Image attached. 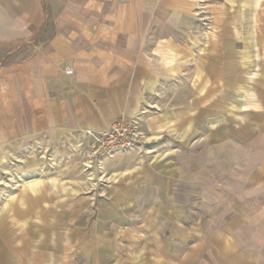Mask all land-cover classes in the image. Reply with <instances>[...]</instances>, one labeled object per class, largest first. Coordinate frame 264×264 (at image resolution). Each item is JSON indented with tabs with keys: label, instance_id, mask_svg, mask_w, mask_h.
I'll list each match as a JSON object with an SVG mask.
<instances>
[{
	"label": "crops",
	"instance_id": "0c3cea01",
	"mask_svg": "<svg viewBox=\"0 0 264 264\" xmlns=\"http://www.w3.org/2000/svg\"><path fill=\"white\" fill-rule=\"evenodd\" d=\"M49 2V37L0 66V164L38 146L73 143L87 130L106 131L120 116L143 118V104L158 93L161 64L149 39L167 18L168 0ZM167 68L173 76L175 68ZM244 92L248 98L237 97L228 114L259 108L251 88ZM166 95L173 107L182 100L188 117L181 121L193 107L196 119L208 113L201 91ZM170 127L150 129V139ZM251 130L248 124L233 132V154L240 140L255 145L246 139ZM140 150L104 162L102 174L111 179L105 187L50 179L48 189L30 181L31 193L41 185L32 207L40 212L41 246L70 243L81 264H264V174H218V152L208 174L206 150L199 159L179 150L164 168Z\"/></svg>",
	"mask_w": 264,
	"mask_h": 264
},
{
	"label": "rangeland",
	"instance_id": "374dc122",
	"mask_svg": "<svg viewBox=\"0 0 264 264\" xmlns=\"http://www.w3.org/2000/svg\"><path fill=\"white\" fill-rule=\"evenodd\" d=\"M49 1L0 0V66L7 64L14 53L23 57L29 44L49 37ZM168 1L167 18L159 20L156 33L149 39L154 49L158 48L154 52L161 64L158 93L148 100L149 104H143V118L133 116L145 137L144 143L135 148H141L149 161L158 160L164 168L173 165L179 150H191L196 159L206 150L208 174L216 169V152L221 166L218 174H264V128H260L261 120L264 122V0ZM164 64L175 68L173 76ZM223 68L231 72L224 74ZM252 69L257 75L249 81ZM248 87L259 108L244 111L239 118L228 114L229 106L238 104L237 97L248 98L244 92ZM171 90L205 93V118L196 119L198 110L193 107L189 120L181 121L188 116L180 112L181 99L175 100V107L169 103L172 100L166 93ZM198 101L193 96V106ZM167 123L170 131L166 129L157 139H150V129ZM248 124L252 130L246 139L255 145L248 147V140H240L233 154V132ZM82 134L73 143L38 146L20 153L14 162L0 164V264L6 260L13 264H81L70 243L41 246L40 212L32 209L38 208L35 202H39L41 185L35 193L25 188L36 179L44 188L49 187L46 184L50 179L57 184L75 180L81 185H108L110 174H102L106 160L86 170L88 147ZM200 140H204L201 146ZM80 191L82 194L86 190Z\"/></svg>",
	"mask_w": 264,
	"mask_h": 264
},
{
	"label": "built area",
	"instance_id": "2783aa9c",
	"mask_svg": "<svg viewBox=\"0 0 264 264\" xmlns=\"http://www.w3.org/2000/svg\"><path fill=\"white\" fill-rule=\"evenodd\" d=\"M88 147L86 170L92 169L93 164L100 165L103 161L133 149L144 143L139 120L133 117L120 116L106 131H84Z\"/></svg>",
	"mask_w": 264,
	"mask_h": 264
}]
</instances>
